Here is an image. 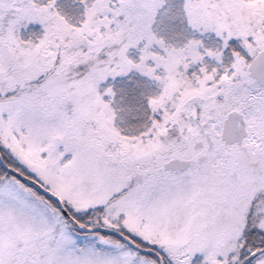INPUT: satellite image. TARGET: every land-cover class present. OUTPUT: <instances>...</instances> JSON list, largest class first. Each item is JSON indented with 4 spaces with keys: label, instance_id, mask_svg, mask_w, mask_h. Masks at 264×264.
<instances>
[{
    "label": "snow or ice",
    "instance_id": "1",
    "mask_svg": "<svg viewBox=\"0 0 264 264\" xmlns=\"http://www.w3.org/2000/svg\"><path fill=\"white\" fill-rule=\"evenodd\" d=\"M0 264H264V0H0Z\"/></svg>",
    "mask_w": 264,
    "mask_h": 264
}]
</instances>
